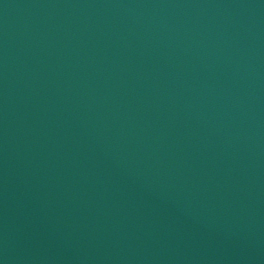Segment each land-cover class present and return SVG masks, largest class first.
Masks as SVG:
<instances>
[{"label":"water","instance_id":"1","mask_svg":"<svg viewBox=\"0 0 264 264\" xmlns=\"http://www.w3.org/2000/svg\"><path fill=\"white\" fill-rule=\"evenodd\" d=\"M0 264H264V0H0Z\"/></svg>","mask_w":264,"mask_h":264}]
</instances>
